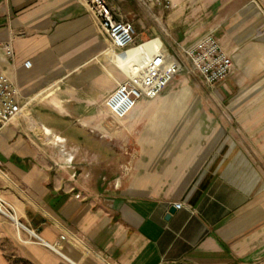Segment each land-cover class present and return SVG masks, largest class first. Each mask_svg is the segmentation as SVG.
Instances as JSON below:
<instances>
[{
  "label": "crops",
  "instance_id": "crops-1",
  "mask_svg": "<svg viewBox=\"0 0 264 264\" xmlns=\"http://www.w3.org/2000/svg\"><path fill=\"white\" fill-rule=\"evenodd\" d=\"M108 1L135 27L128 48L81 0H0V69L23 105L0 130V196L46 242L0 212V264H264V153L236 150L235 110L167 91L208 31L233 59L228 93L238 69L263 72L264 0ZM161 50L179 73L113 118L106 96Z\"/></svg>",
  "mask_w": 264,
  "mask_h": 264
},
{
  "label": "built area",
  "instance_id": "built-area-1",
  "mask_svg": "<svg viewBox=\"0 0 264 264\" xmlns=\"http://www.w3.org/2000/svg\"><path fill=\"white\" fill-rule=\"evenodd\" d=\"M149 9L170 8L172 0H139ZM85 8L91 13L98 27L106 34L110 47L125 49L135 41L136 30L133 23L119 16L118 8L108 0H81ZM7 57L14 55L10 43L4 45ZM185 59L193 72L199 74L209 86H217L225 81L232 72L233 59L224 49L213 31H208L193 43L182 46ZM31 62L27 60L26 66ZM180 63L176 59H169L164 51H159L152 60L142 66L133 67L126 73L124 80L118 83L113 92L104 99V104L113 118H125L143 98H154L179 73ZM18 86L0 69V130L14 120L22 111L23 105L19 101ZM27 102V101H25ZM1 165V162H0ZM175 208L187 207L184 202H176ZM0 212L15 220L18 227H25L39 241L46 243L34 230L20 222L0 196ZM65 239V235L61 236ZM53 249L59 251L55 246Z\"/></svg>",
  "mask_w": 264,
  "mask_h": 264
},
{
  "label": "rangeland",
  "instance_id": "rangeland-1",
  "mask_svg": "<svg viewBox=\"0 0 264 264\" xmlns=\"http://www.w3.org/2000/svg\"><path fill=\"white\" fill-rule=\"evenodd\" d=\"M135 1L131 0L133 4ZM156 27L163 28V21L157 16L153 17ZM251 70L238 69L236 72V84L232 87L231 93L226 91V79L217 86L207 85L196 72L189 67L184 68L182 72L170 84L169 90H179L186 85L192 95L188 104H193L195 109L219 108L222 110H235L236 116L230 118L232 125L236 127L235 137L230 135V140L236 143V150L242 148L248 141L253 157H257L253 152H259L261 155L262 146H264V71L257 72L254 68L253 75ZM250 74V75H248ZM127 123L120 126L124 128ZM247 126V128H243ZM125 135V134H124ZM124 141H129L130 136L125 135ZM229 139L228 136L226 140ZM246 148V149H247ZM262 157V156H260Z\"/></svg>",
  "mask_w": 264,
  "mask_h": 264
},
{
  "label": "water",
  "instance_id": "water-1",
  "mask_svg": "<svg viewBox=\"0 0 264 264\" xmlns=\"http://www.w3.org/2000/svg\"><path fill=\"white\" fill-rule=\"evenodd\" d=\"M175 210V206H172L171 209H170V214Z\"/></svg>",
  "mask_w": 264,
  "mask_h": 264
}]
</instances>
